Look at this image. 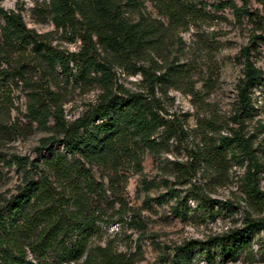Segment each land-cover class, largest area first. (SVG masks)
<instances>
[{
	"label": "rangeland",
	"instance_id": "1",
	"mask_svg": "<svg viewBox=\"0 0 264 264\" xmlns=\"http://www.w3.org/2000/svg\"><path fill=\"white\" fill-rule=\"evenodd\" d=\"M139 1L144 16L161 21L166 28L152 54L153 62L126 60L119 65L115 58L97 51L110 71L112 92L147 97L171 129L158 128L152 136L157 151L145 150L140 173L119 171L122 178L117 186L109 182L103 168L84 165L100 192L101 199L91 197L96 233L89 238L83 258L60 263L49 256L48 263L169 264L177 247L194 241L199 246L187 252L189 264H264V229L248 237L236 255L200 246L244 227L247 217L257 221L263 216L244 193V185L249 171L264 197V0H232L248 13L239 19L225 6L230 0H200L195 5L198 12L186 14L178 23L164 16L151 0ZM47 6L48 0H0V7L19 13L28 29L48 33L45 41L55 50L79 51L81 40L56 31ZM128 15L131 20L137 18L136 12L129 10ZM243 54L263 76L252 91L251 117L237 122L236 88L243 78ZM17 59L14 55L13 65L21 61ZM23 63L32 66L30 57ZM140 67L157 79L153 90ZM9 69L0 60V71ZM31 72L32 85L45 86L41 74ZM56 72L49 91L61 106L63 120L71 122L98 103L102 88L95 81L80 87L66 82L58 68ZM0 91L4 93V99L0 97L1 206L27 179L38 181L45 173L43 158L48 153L42 143L60 136L52 116L45 125L30 120L29 85L15 79ZM43 97L53 112V103ZM233 131L244 138L250 159L239 151L235 156L198 154L206 144L231 137ZM52 149L63 153L59 147ZM31 162L36 166L31 168ZM28 258L34 256L28 253Z\"/></svg>",
	"mask_w": 264,
	"mask_h": 264
},
{
	"label": "trees",
	"instance_id": "2",
	"mask_svg": "<svg viewBox=\"0 0 264 264\" xmlns=\"http://www.w3.org/2000/svg\"><path fill=\"white\" fill-rule=\"evenodd\" d=\"M151 2L174 23L186 14L197 13L195 5L201 3L200 0ZM225 6L237 19L248 14L232 0ZM143 9L139 0H48L47 16L55 30L74 34L82 42L79 51L63 53L46 43L48 33L37 34L26 27L19 13L0 7V60L10 68L0 71V90L15 79L29 85L30 120L45 125L52 116L60 136L42 143V149L48 153L43 158L45 173L38 181L27 179L25 185L0 206V264H50L49 256L64 263L86 256L88 240L96 233L91 197L101 198L90 170L84 165L103 168L109 182L117 186L122 178L119 171L131 169L140 173L145 150L157 151L158 143L152 136L158 128L171 129L157 115L153 102L147 97L112 92L110 71L97 51L100 49L115 58L119 65L126 60L153 62L152 54L158 50L166 28L161 21L144 16ZM129 10L136 12V20L130 19ZM14 55L21 61L13 65ZM243 56V78L236 88L237 122L251 117L252 91L261 85L263 76L249 61L248 54ZM27 57L32 60L31 67L23 63ZM56 68L66 82L84 87L95 81L102 88L98 103L71 122L63 120L61 106L49 91L57 77ZM32 70L41 74V83L45 86L32 85ZM139 71L153 90L157 79L143 67ZM1 96L4 99L3 91H0ZM43 96H48L53 103V112H49ZM206 146L198 152L200 156H235L239 151L250 159L245 140L236 131L231 137H220ZM52 147L61 148L63 153L54 152ZM19 161L17 158L18 165ZM24 164L25 167L27 163ZM35 166L30 163L31 168ZM246 176L244 193L261 209L262 218L256 221L247 217L244 227L200 246L236 255L248 237L264 229L263 194L255 187L251 172L247 171ZM198 246L197 242L189 241L177 247L169 264H189L185 256ZM28 253L34 258L29 259Z\"/></svg>",
	"mask_w": 264,
	"mask_h": 264
}]
</instances>
